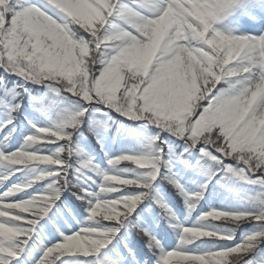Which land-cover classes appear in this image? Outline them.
<instances>
[{
	"label": "snow or ice",
	"instance_id": "1",
	"mask_svg": "<svg viewBox=\"0 0 264 264\" xmlns=\"http://www.w3.org/2000/svg\"><path fill=\"white\" fill-rule=\"evenodd\" d=\"M113 112L166 135L101 169L81 128L103 149ZM177 165L207 179L189 191ZM0 172V264H264V0H0ZM214 177L256 191L199 217L213 229L153 195L166 180L191 213Z\"/></svg>",
	"mask_w": 264,
	"mask_h": 264
},
{
	"label": "trees",
	"instance_id": "2",
	"mask_svg": "<svg viewBox=\"0 0 264 264\" xmlns=\"http://www.w3.org/2000/svg\"><path fill=\"white\" fill-rule=\"evenodd\" d=\"M22 82L20 78L18 77H12L11 82L8 83V87L11 88L15 83ZM26 87H30L32 89V95H44L46 93V89H44L42 86L38 85H26ZM25 104L28 103L27 97H25ZM70 106H63V111L61 110H55L50 114V119L56 118L58 115L67 114L71 112ZM112 115V121H110V132L106 138L105 146L103 149H101V146L99 144H96L95 139L92 138L91 133L88 131V125L85 124L81 128V132L83 133L82 136H80L79 143L82 147H84L87 150V153L93 157H95L96 163L102 168L103 162L107 161L108 157L112 156H118L122 153H129V154H138L145 150V141L155 136L157 133H160V135H166V133L161 132V130L157 127L149 125L146 128L140 127L137 123L127 119L126 117L121 116L118 113H111ZM49 119V120H50ZM47 120L44 121L46 123ZM123 123L125 125L131 126V131L121 129L119 132H117V128L119 127L120 123ZM79 135V133L77 134ZM107 153V156L105 155ZM103 159V162H102ZM39 170H32L31 172L25 173V174H18L20 175L21 179L27 180L34 176L36 172ZM121 173L124 175H131L133 173V169L131 166H124L121 165L118 169ZM174 171L177 172V174L181 177H183V181L185 184V187L189 189V191L198 190L199 185L203 183L207 178L202 175H191L190 173H186L182 170L181 165H177L176 169ZM95 178V177H94ZM97 180L99 178H96ZM219 179V177H214L208 184L209 191L205 192V198L202 199L199 204L197 205V208L195 211H192L189 213L187 211V208L185 206L184 199L176 192V190L168 184L166 180H160L158 183L154 186L155 191L153 192V195H156L160 198H162L165 203L167 204L168 208L172 210L174 215L170 218L172 221H175L177 226L180 227L182 230L183 227H190L195 226L197 224H202L203 227L206 229H213L216 228V225L218 222L212 223V224H203L199 217L203 216L206 211L204 207L211 206L213 209L218 208L221 209V206H224V208H227L225 210H242L244 208L249 207V205L245 204V202H242V195L240 193H236L233 190L228 191L226 189H221V186L216 183V181ZM75 182V178H73ZM39 186H42L40 184ZM243 187H246V192L253 195L256 191L255 188L248 185H242L237 184L235 185L234 189L243 191ZM75 199V198H73ZM77 204L80 203V201H76ZM150 200H145L144 204L141 205L143 207L144 205L150 204ZM153 210L156 213L160 212V209L155 207V205H152ZM139 210V209H137ZM212 210V209H211ZM87 215V213H85ZM80 219H83V217H79ZM163 227L168 229V231L172 234L171 235V244L169 245L170 248H175L177 236L178 233L173 230V228L169 227V223L165 222L163 224ZM241 229L249 230L250 225L244 224L241 225ZM241 229H237V232L240 234H244ZM236 232V233H237ZM243 237V235H242ZM241 237V239H242ZM159 238V234H158ZM136 239H139L138 237ZM240 239V240H241ZM239 240V242H240ZM196 244H201V240H196ZM238 243V242H237ZM194 246V245H190ZM262 248H264V245H261ZM151 256V253L148 254ZM242 262V261H241Z\"/></svg>",
	"mask_w": 264,
	"mask_h": 264
},
{
	"label": "rangeland",
	"instance_id": "3",
	"mask_svg": "<svg viewBox=\"0 0 264 264\" xmlns=\"http://www.w3.org/2000/svg\"><path fill=\"white\" fill-rule=\"evenodd\" d=\"M49 119L47 118V121H48ZM21 143H23V138L21 137ZM102 168L101 169H108V165H107V162H103V164H102ZM37 170V169H36ZM34 171V170H33ZM0 174H3V172H0ZM15 179V178H14ZM21 180H24V179H21ZM182 183H184L183 181H182ZM35 187H43V185L42 186H39V185H35ZM246 187H243V191L242 190H240L239 191V188H238V190H236L237 188H235V189H233V191L234 192H238V193H240L241 195H242V202L244 201L245 202V204H247V205H249L250 206V204H251V201L248 199V197L249 196H251V194H249L248 192H246V189H245ZM187 190H188V188H186ZM29 191H31V189L29 190ZM155 191V189L153 188V192ZM57 203H59V201H57ZM221 209H227V208H224V206H221L220 207ZM50 214V213H49ZM41 223H43V221H41ZM242 235L243 234H240V233H236V237H235V242H239V240L241 239V237H242ZM46 236H47V234L46 233H44V232H41V234H40V238L41 239H45L46 238ZM157 238H158V234H157ZM76 255H79V254H76ZM66 259H72V257H65ZM239 264H243V262H239Z\"/></svg>",
	"mask_w": 264,
	"mask_h": 264
}]
</instances>
